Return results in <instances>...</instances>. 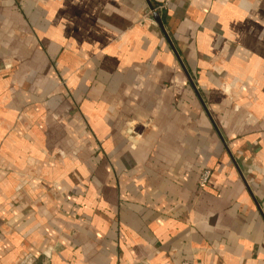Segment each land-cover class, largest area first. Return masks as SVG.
<instances>
[{"label": "crops", "instance_id": "obj_1", "mask_svg": "<svg viewBox=\"0 0 264 264\" xmlns=\"http://www.w3.org/2000/svg\"><path fill=\"white\" fill-rule=\"evenodd\" d=\"M183 263L264 264V0H0V264Z\"/></svg>", "mask_w": 264, "mask_h": 264}, {"label": "built area", "instance_id": "obj_2", "mask_svg": "<svg viewBox=\"0 0 264 264\" xmlns=\"http://www.w3.org/2000/svg\"><path fill=\"white\" fill-rule=\"evenodd\" d=\"M154 21L153 23H155L156 25L158 24V20H157V12H154ZM211 178V172L209 170L204 171V173L201 176V185L202 186H206L208 185L209 181ZM183 264H189V263H183Z\"/></svg>", "mask_w": 264, "mask_h": 264}, {"label": "rangeland", "instance_id": "obj_3", "mask_svg": "<svg viewBox=\"0 0 264 264\" xmlns=\"http://www.w3.org/2000/svg\"><path fill=\"white\" fill-rule=\"evenodd\" d=\"M198 86V88L200 89V86L199 85H197Z\"/></svg>", "mask_w": 264, "mask_h": 264}]
</instances>
